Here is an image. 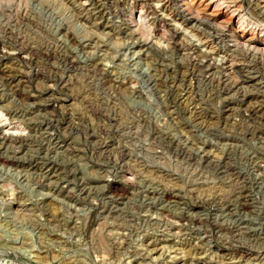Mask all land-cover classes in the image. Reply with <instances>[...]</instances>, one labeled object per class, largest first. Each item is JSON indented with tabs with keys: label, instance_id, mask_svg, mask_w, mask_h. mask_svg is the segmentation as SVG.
Returning a JSON list of instances; mask_svg holds the SVG:
<instances>
[{
	"label": "rangeland",
	"instance_id": "rangeland-1",
	"mask_svg": "<svg viewBox=\"0 0 264 264\" xmlns=\"http://www.w3.org/2000/svg\"><path fill=\"white\" fill-rule=\"evenodd\" d=\"M182 4L0 0V264H264V0Z\"/></svg>",
	"mask_w": 264,
	"mask_h": 264
},
{
	"label": "bare ground",
	"instance_id": "bare-ground-1",
	"mask_svg": "<svg viewBox=\"0 0 264 264\" xmlns=\"http://www.w3.org/2000/svg\"><path fill=\"white\" fill-rule=\"evenodd\" d=\"M187 2H189L188 6H186L184 4L179 6V10H180L179 17L183 19L184 23L192 25V28H197L198 31H200L201 33H203L204 35H207V36L222 37L224 35L225 32L222 31V29L220 30L218 28L219 23H216L215 21L212 20V17L215 16L214 7H216V5H215L216 0H215V2L213 0H187ZM194 2H199V4L196 3L195 8H194L195 5L192 4ZM179 3H180V1H179ZM201 4H202V7L205 8V11H206L205 13L198 11L199 7H201ZM263 13H264V11L261 12V14H263ZM200 14H202L203 16H199L197 18L196 15H200ZM233 18H234V16H230L229 21H231ZM220 23H223V21ZM262 28L264 30L263 26H262ZM220 33H221V35L219 36L218 34H220ZM228 43H229V41H228ZM227 46L229 47L231 45H227ZM255 113H257V115H258V120L261 122L260 124H262L264 127V107L261 106L260 109ZM263 133H264V130H263Z\"/></svg>",
	"mask_w": 264,
	"mask_h": 264
}]
</instances>
